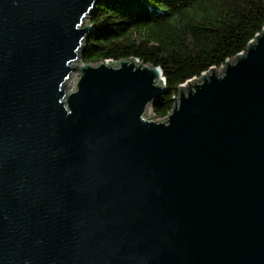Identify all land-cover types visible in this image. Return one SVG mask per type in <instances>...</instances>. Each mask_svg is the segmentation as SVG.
I'll list each match as a JSON object with an SVG mask.
<instances>
[{
    "label": "water",
    "instance_id": "water-1",
    "mask_svg": "<svg viewBox=\"0 0 264 264\" xmlns=\"http://www.w3.org/2000/svg\"><path fill=\"white\" fill-rule=\"evenodd\" d=\"M100 2L0 0V264H264V28L148 121L158 67L71 66Z\"/></svg>",
    "mask_w": 264,
    "mask_h": 264
},
{
    "label": "trees",
    "instance_id": "trees-1",
    "mask_svg": "<svg viewBox=\"0 0 264 264\" xmlns=\"http://www.w3.org/2000/svg\"><path fill=\"white\" fill-rule=\"evenodd\" d=\"M89 21L82 63L136 59L158 67L165 90L151 110L161 120L181 85L233 60L261 33L264 0H101Z\"/></svg>",
    "mask_w": 264,
    "mask_h": 264
},
{
    "label": "rangeland",
    "instance_id": "rangeland-1",
    "mask_svg": "<svg viewBox=\"0 0 264 264\" xmlns=\"http://www.w3.org/2000/svg\"><path fill=\"white\" fill-rule=\"evenodd\" d=\"M83 22H84V26H82L81 28H85V27H87V25H90V27H91V31H89V32H87L86 34H85V38H84V40H83V42H82V48H84V45H85V42H86V39L90 36V34L93 32V30H94V28H93V25H92V23L89 21V14L87 15V17L83 20ZM82 22V23H83ZM81 52V51H80ZM77 60L75 61H73L72 63H71V66L72 67H75L76 65H74V63L75 62H77L78 60H79V62H80V65L82 64V61L80 60V58H76ZM113 62V61H112ZM114 62H118V61H114ZM215 73L217 74V75H219L221 72L219 71V70H217V69H215ZM79 70H77V69H73V71L71 72V74H70V76L68 77V79L64 82V84H65V87H64V91H65V93H70V92H74L75 90H76V82H77V78H79ZM196 82H198V80L196 81ZM68 84V85H67ZM184 85V84H183ZM186 85V84H185ZM184 85V86H185ZM66 89H68V90H66ZM179 91H180V88H179ZM183 92H187V89L186 88H184L183 89ZM148 109H149V111H150V114L149 115H146L145 117L143 116V118H147V120L149 121V120H152V121H155V122H158V121H160L159 119H157V118H155L154 117V115H153V113H152V110H151V106H149L148 107Z\"/></svg>",
    "mask_w": 264,
    "mask_h": 264
},
{
    "label": "bare ground",
    "instance_id": "bare-ground-1",
    "mask_svg": "<svg viewBox=\"0 0 264 264\" xmlns=\"http://www.w3.org/2000/svg\"><path fill=\"white\" fill-rule=\"evenodd\" d=\"M84 25H85V24H84V22H83L82 25H81V27L84 26ZM108 63H109V62H106L105 64H108ZM74 65H80L79 60H78L77 62H75ZM156 80L158 81V80H160V78L157 76ZM156 80H155V81H156ZM160 84H162V82H160ZM67 85H68V84H67ZM66 90H68V89H66ZM149 114H150V111H149V109L147 108V110L145 111L144 117H145L146 115H149Z\"/></svg>",
    "mask_w": 264,
    "mask_h": 264
},
{
    "label": "built area",
    "instance_id": "built-area-1",
    "mask_svg": "<svg viewBox=\"0 0 264 264\" xmlns=\"http://www.w3.org/2000/svg\"><path fill=\"white\" fill-rule=\"evenodd\" d=\"M169 113H170V112H169ZM169 113H168V114H169ZM168 114H167V115H168ZM166 117H167V116H166ZM166 117H165V118H166ZM165 118H163V119H165Z\"/></svg>",
    "mask_w": 264,
    "mask_h": 264
}]
</instances>
